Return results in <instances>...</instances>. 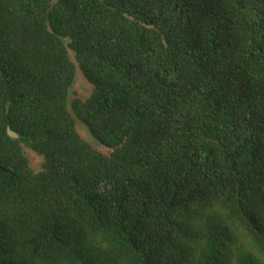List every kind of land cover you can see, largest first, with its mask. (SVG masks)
I'll return each instance as SVG.
<instances>
[{"label":"trees","instance_id":"1","mask_svg":"<svg viewBox=\"0 0 264 264\" xmlns=\"http://www.w3.org/2000/svg\"><path fill=\"white\" fill-rule=\"evenodd\" d=\"M0 264H264V0H0Z\"/></svg>","mask_w":264,"mask_h":264},{"label":"rangeland","instance_id":"2","mask_svg":"<svg viewBox=\"0 0 264 264\" xmlns=\"http://www.w3.org/2000/svg\"><path fill=\"white\" fill-rule=\"evenodd\" d=\"M90 90H91V86L89 85V83L84 79V77L81 75L80 72H77L72 91L74 93H76V95L78 97L85 98L86 96H88ZM77 128H78L81 136L83 137V139H85L89 142L92 141L91 138L89 137L88 132L85 130L83 125H78ZM96 144H97V142H95L94 140H93V143H91V145L93 147L97 148ZM99 148L101 151L107 152V150L105 148H103V147H99ZM26 154H27V157L29 159L30 165L33 168H38L40 157H38L37 155H35L34 153H32L29 150H27Z\"/></svg>","mask_w":264,"mask_h":264},{"label":"water","instance_id":"3","mask_svg":"<svg viewBox=\"0 0 264 264\" xmlns=\"http://www.w3.org/2000/svg\"><path fill=\"white\" fill-rule=\"evenodd\" d=\"M9 135L11 136V137H17V134L16 133H14L13 131H11V130H9Z\"/></svg>","mask_w":264,"mask_h":264}]
</instances>
